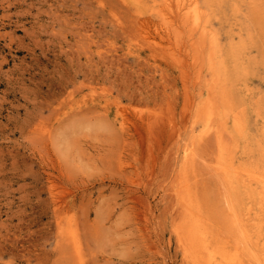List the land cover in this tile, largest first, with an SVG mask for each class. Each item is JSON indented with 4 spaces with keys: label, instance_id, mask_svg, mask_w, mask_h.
<instances>
[{
    "label": "rangeland",
    "instance_id": "obj_1",
    "mask_svg": "<svg viewBox=\"0 0 264 264\" xmlns=\"http://www.w3.org/2000/svg\"><path fill=\"white\" fill-rule=\"evenodd\" d=\"M136 14L125 0H0V264H195L175 187L211 74ZM249 64L230 78L253 107L264 65ZM263 126L255 110L254 136Z\"/></svg>",
    "mask_w": 264,
    "mask_h": 264
},
{
    "label": "bare ground",
    "instance_id": "obj_2",
    "mask_svg": "<svg viewBox=\"0 0 264 264\" xmlns=\"http://www.w3.org/2000/svg\"><path fill=\"white\" fill-rule=\"evenodd\" d=\"M125 1L144 29L155 27L174 44L180 57L194 60L199 80L205 68L211 74L207 92L195 110V134L185 147L175 187L179 209H174V216L180 218L175 231L185 259L195 264H264V126L261 137L254 136L250 127V114L255 110L264 121L263 97L251 107L247 87L238 101L230 78L231 73L242 78L250 75L249 62L264 65V48L260 56H247L258 36L264 43V0ZM223 30L228 32V44ZM177 58L181 64L186 61ZM198 125H203L200 134L196 133ZM207 136L214 137L216 146L208 159L199 156ZM211 176L216 184L209 182Z\"/></svg>",
    "mask_w": 264,
    "mask_h": 264
}]
</instances>
